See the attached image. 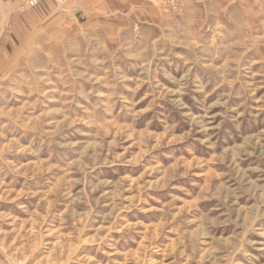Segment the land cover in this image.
<instances>
[{"label": "rangeland", "instance_id": "374dc122", "mask_svg": "<svg viewBox=\"0 0 264 264\" xmlns=\"http://www.w3.org/2000/svg\"><path fill=\"white\" fill-rule=\"evenodd\" d=\"M114 1L0 56V264H264V0Z\"/></svg>", "mask_w": 264, "mask_h": 264}, {"label": "crops", "instance_id": "0c3cea01", "mask_svg": "<svg viewBox=\"0 0 264 264\" xmlns=\"http://www.w3.org/2000/svg\"><path fill=\"white\" fill-rule=\"evenodd\" d=\"M21 1L0 0V56L5 49L13 50L18 48L17 43H20L23 39L21 31L25 27L32 29L38 25L41 27L45 23V28H43V33L40 36L45 34L48 26L62 28L60 33L64 35V33L69 32L71 27L85 26L87 24L91 25V29L88 32L93 35L97 33L98 25H100V21L104 16L110 18L115 14L113 11L115 10L114 6L110 4V2L114 3V0H68L64 5H57L54 1H51V4L56 8L50 5V9L45 11L42 9L44 6H41L40 3V6L34 7L36 9H29L24 15L20 13L21 10L19 9ZM119 1L130 2L131 0ZM137 1L146 2L147 0ZM38 7L39 9H37ZM26 18L27 21L25 20ZM88 32L85 31L86 34ZM64 37L59 36L58 40L63 41ZM19 40L20 42H18ZM34 41L33 37L27 39V43H30V45Z\"/></svg>", "mask_w": 264, "mask_h": 264}, {"label": "built area", "instance_id": "2783aa9c", "mask_svg": "<svg viewBox=\"0 0 264 264\" xmlns=\"http://www.w3.org/2000/svg\"><path fill=\"white\" fill-rule=\"evenodd\" d=\"M43 1L45 0H22L19 9L21 11H27L29 9L38 6ZM52 1H54L58 5H63L67 2V0H52Z\"/></svg>", "mask_w": 264, "mask_h": 264}]
</instances>
